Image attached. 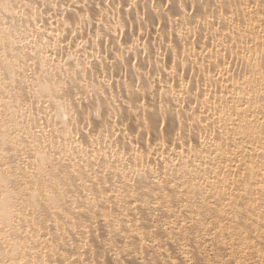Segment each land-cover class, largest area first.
Wrapping results in <instances>:
<instances>
[{
  "label": "bare ground",
  "instance_id": "obj_1",
  "mask_svg": "<svg viewBox=\"0 0 264 264\" xmlns=\"http://www.w3.org/2000/svg\"><path fill=\"white\" fill-rule=\"evenodd\" d=\"M0 264H264V0H0Z\"/></svg>",
  "mask_w": 264,
  "mask_h": 264
}]
</instances>
